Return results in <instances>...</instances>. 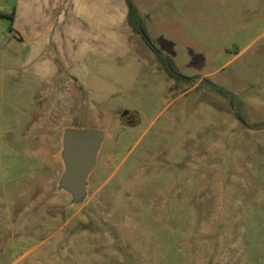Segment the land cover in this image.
Listing matches in <instances>:
<instances>
[{"label":"rangeland","instance_id":"rangeland-1","mask_svg":"<svg viewBox=\"0 0 264 264\" xmlns=\"http://www.w3.org/2000/svg\"><path fill=\"white\" fill-rule=\"evenodd\" d=\"M133 1L181 78L126 24L86 87L42 80L0 0V264H264V0ZM69 128L103 134L79 203Z\"/></svg>","mask_w":264,"mask_h":264},{"label":"crops","instance_id":"crops-1","mask_svg":"<svg viewBox=\"0 0 264 264\" xmlns=\"http://www.w3.org/2000/svg\"><path fill=\"white\" fill-rule=\"evenodd\" d=\"M126 17L124 0H15L10 31L38 54L44 46L54 49L40 79L52 82L62 70L86 87L105 49L115 54L125 44L117 29H126Z\"/></svg>","mask_w":264,"mask_h":264},{"label":"water","instance_id":"water-1","mask_svg":"<svg viewBox=\"0 0 264 264\" xmlns=\"http://www.w3.org/2000/svg\"><path fill=\"white\" fill-rule=\"evenodd\" d=\"M103 134L92 129L69 128L63 135V161L65 172L59 185L72 195V202L79 203L84 196L86 177L95 166V158Z\"/></svg>","mask_w":264,"mask_h":264},{"label":"trees","instance_id":"trees-1","mask_svg":"<svg viewBox=\"0 0 264 264\" xmlns=\"http://www.w3.org/2000/svg\"><path fill=\"white\" fill-rule=\"evenodd\" d=\"M126 7H127V17H126V22L128 27L130 28L131 32L137 35H140L141 38L144 40V42L151 48V50L155 53V56L159 63L162 65L164 68L167 76L170 79H176V78H181L179 74L177 73L172 61L161 54L160 51H158L155 47L151 45V43L147 40L145 37V33L142 29L141 26V18L137 12V9L135 5L133 4L132 0H124ZM215 92L223 95V96H228V93L224 91L221 88H218L216 86H210Z\"/></svg>","mask_w":264,"mask_h":264}]
</instances>
